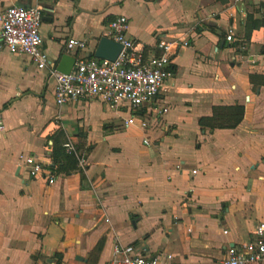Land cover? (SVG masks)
Segmentation results:
<instances>
[{
    "label": "crops",
    "instance_id": "obj_1",
    "mask_svg": "<svg viewBox=\"0 0 264 264\" xmlns=\"http://www.w3.org/2000/svg\"><path fill=\"white\" fill-rule=\"evenodd\" d=\"M38 3L55 66L63 53L94 56L117 15L128 17L138 48H154L157 31L190 46L174 58L158 99L167 112L147 132L149 145L140 128L123 126L128 114L116 122L99 110L95 134L86 112L107 104L58 106L49 68L2 50L0 264H109L117 242L170 254V264H220L225 246L264 220V0H0V15ZM69 38L87 40L86 49H69ZM216 107L231 124L199 122ZM67 140L86 153L85 172L77 162L52 184L28 177L20 154L50 167Z\"/></svg>",
    "mask_w": 264,
    "mask_h": 264
},
{
    "label": "built area",
    "instance_id": "obj_2",
    "mask_svg": "<svg viewBox=\"0 0 264 264\" xmlns=\"http://www.w3.org/2000/svg\"><path fill=\"white\" fill-rule=\"evenodd\" d=\"M42 18L40 3L6 8L0 15V55L2 50L7 49L12 54L27 56L38 69L48 67L50 76L55 80L54 99L58 106L95 99L124 109L128 117L123 119V126L140 128L143 131L142 144L149 145L147 132L151 128L150 123H159L167 112V108L159 104V95L167 80L175 74L174 58L190 46L188 38L171 37L157 31L154 48L144 50L143 47L138 48V44L128 35V17L117 15L108 23V37L122 45L116 59L74 57V64L65 74L57 71L55 63L43 50L40 34ZM224 40L228 43L235 41L232 30L224 36ZM66 44L69 49L82 51L87 47V40L69 38ZM219 49L217 44L215 52ZM63 147L67 153L76 156L78 169L85 172V152L78 150L70 140ZM19 159L28 177L43 176L48 184L55 181V172L37 156L20 154ZM172 258V255L165 253L147 256L133 244L117 242L113 246V257L109 264H170ZM219 263L264 264V220L255 224L246 241L227 244Z\"/></svg>",
    "mask_w": 264,
    "mask_h": 264
},
{
    "label": "trees",
    "instance_id": "obj_3",
    "mask_svg": "<svg viewBox=\"0 0 264 264\" xmlns=\"http://www.w3.org/2000/svg\"><path fill=\"white\" fill-rule=\"evenodd\" d=\"M221 107H216L214 108V114L211 118H202L199 120V122L203 123L206 121H214V118L216 117L218 119L217 122L214 124L218 127L225 126V124H231L228 120H220L221 115L223 114ZM231 109V108H230ZM236 116H238L237 120L235 122L240 121L243 113V108L242 107H236L233 108ZM215 116V117H214ZM77 148V147H76ZM78 149V148H77ZM51 160L52 164L50 168L54 172H61V171H69V169L74 168L75 166L77 167V158L74 156L72 153H67L65 148L63 147V144L61 147L53 149L51 154Z\"/></svg>",
    "mask_w": 264,
    "mask_h": 264
},
{
    "label": "water",
    "instance_id": "obj_4",
    "mask_svg": "<svg viewBox=\"0 0 264 264\" xmlns=\"http://www.w3.org/2000/svg\"><path fill=\"white\" fill-rule=\"evenodd\" d=\"M122 45L109 37L102 36L98 39L96 47L94 49V56L100 59H107L113 61L118 56ZM75 62V58L67 53H63L56 66L57 71L67 74L72 65Z\"/></svg>",
    "mask_w": 264,
    "mask_h": 264
},
{
    "label": "rangeland",
    "instance_id": "obj_5",
    "mask_svg": "<svg viewBox=\"0 0 264 264\" xmlns=\"http://www.w3.org/2000/svg\"><path fill=\"white\" fill-rule=\"evenodd\" d=\"M49 96V100H51L52 99V95H48ZM100 105L99 104H97L94 108H93V110L92 111H87L86 112V114L88 113L89 114V119H91V121H92V126H93V130H92V132H94L95 134H98V129H97V127H96V120L94 119L95 117H97V119H98V111L100 110V111H105L106 112V115H107V117L108 118H110V117H112V118H115V120L114 121H119V119H120V117H122V118H124V117H126V115H127V112L126 111H124V109H122L121 108V114L120 115H118V110L114 107V106H104V105H102L101 107H99ZM104 108H105V110H104ZM118 111V112H117ZM99 116H101V115H99ZM151 124V127L153 126V122H151L150 123ZM158 127H156V128H154V129H157ZM128 136H130L131 137V135H128ZM86 154V153H85ZM217 257H219V253L217 254Z\"/></svg>",
    "mask_w": 264,
    "mask_h": 264
}]
</instances>
